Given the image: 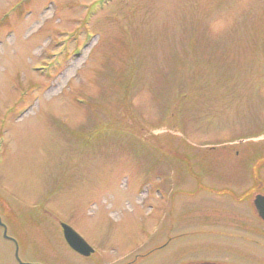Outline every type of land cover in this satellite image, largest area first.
<instances>
[{
  "label": "rangeland",
  "instance_id": "1",
  "mask_svg": "<svg viewBox=\"0 0 264 264\" xmlns=\"http://www.w3.org/2000/svg\"><path fill=\"white\" fill-rule=\"evenodd\" d=\"M255 177L264 0H0V215L22 261L264 264ZM15 251L0 226V264Z\"/></svg>",
  "mask_w": 264,
  "mask_h": 264
},
{
  "label": "water",
  "instance_id": "2",
  "mask_svg": "<svg viewBox=\"0 0 264 264\" xmlns=\"http://www.w3.org/2000/svg\"><path fill=\"white\" fill-rule=\"evenodd\" d=\"M264 196H258L256 198V206L260 209L261 212H263V202ZM0 225L4 228V237L10 238L7 234V227L2 222V219L0 217ZM61 227L63 229L64 237L69 244V246L78 252L79 254L83 256H90L94 249L86 242V240L78 233L76 232L71 226H69L66 223L61 222ZM16 251H15V257L19 264H39V263H32V262H23L19 257V246L16 240ZM196 264H214V263H196Z\"/></svg>",
  "mask_w": 264,
  "mask_h": 264
},
{
  "label": "flooded vegetation",
  "instance_id": "3",
  "mask_svg": "<svg viewBox=\"0 0 264 264\" xmlns=\"http://www.w3.org/2000/svg\"><path fill=\"white\" fill-rule=\"evenodd\" d=\"M264 184L263 181H261L258 177H255V185H254V192L251 194L250 198L246 199V201L249 202L251 205V211L253 212V216L257 219L258 221V230L261 232V234L264 235V201L263 203V212L260 211V209L256 206V198L258 196H264ZM233 199L235 201H239V198L237 197L236 192H234V197ZM92 259H96L95 256L91 257ZM96 261V260H95ZM97 262V261H96ZM221 264H236V263H221Z\"/></svg>",
  "mask_w": 264,
  "mask_h": 264
}]
</instances>
